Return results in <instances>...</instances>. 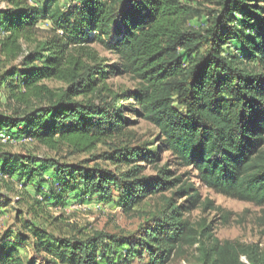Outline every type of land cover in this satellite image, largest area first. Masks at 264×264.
<instances>
[{
  "label": "trees",
  "instance_id": "1",
  "mask_svg": "<svg viewBox=\"0 0 264 264\" xmlns=\"http://www.w3.org/2000/svg\"><path fill=\"white\" fill-rule=\"evenodd\" d=\"M0 1L7 5L0 9V88L8 98V112L0 114V202L7 199L3 186L18 193L49 171L61 188L80 180L105 202L120 192L126 212L164 197L153 225L129 237L63 238L33 228L37 256L55 264H129L145 251L146 264H170L197 246L203 264H264L259 243L221 241L212 224L190 218L218 210L230 222L232 214L204 200L203 189L264 210V0H217L205 29L190 26L202 10L181 0H72L79 5L69 10L57 0ZM43 21L49 30H41ZM113 76L137 86L118 92L109 84ZM128 114L154 125L160 146L114 149L105 158L127 167L121 172L12 154L5 150L10 139L2 141L6 132L56 153L68 146L87 154L133 127ZM167 152L172 161L146 175ZM54 185L45 201L56 199V206L64 191ZM11 247L0 248L2 264H36Z\"/></svg>",
  "mask_w": 264,
  "mask_h": 264
},
{
  "label": "rangeland",
  "instance_id": "2",
  "mask_svg": "<svg viewBox=\"0 0 264 264\" xmlns=\"http://www.w3.org/2000/svg\"><path fill=\"white\" fill-rule=\"evenodd\" d=\"M44 1L29 0L33 6H39ZM181 1L202 10L203 15L190 22V26L196 29H205L208 25L206 12L218 8L216 6L217 0ZM57 3L64 10H69L79 5V1L73 2L72 0H57ZM5 7L7 5L0 1V9ZM40 28L44 31L49 30L50 23L43 21L40 23ZM45 36V34H41V38ZM98 49L101 56L108 57L112 63L116 62L114 56L104 52L100 48ZM1 59L2 57L0 56ZM1 73L2 69L0 68ZM48 84L54 88L60 85L53 82H49ZM109 84L118 92L131 90L137 86V83L129 76H113L110 78ZM7 103L6 92L0 88V114H7ZM122 105L130 108L132 107V102L124 101ZM128 117L134 120L135 125L133 127L129 128L124 135L110 141L107 145L99 146L91 153L80 154L68 146H63L61 152L56 153L41 146L32 139H13L4 132L3 135L8 140L10 139L6 143L5 150L12 154H20L36 159H55L69 166H81L86 169L100 167L104 169L108 168L114 172H121L127 167L124 166L122 169H119L105 158L113 153L114 149L126 146L129 148L157 150L160 146V134L154 125L133 117L131 114H128ZM172 159L171 153L162 154V162H160L159 166L152 165L147 169L145 174L155 175L158 172V168L172 161ZM51 174L52 172L49 171L44 177L36 176L33 184L26 190L19 188L20 191L18 193H8L3 186L2 194L7 196V199L5 203L4 200L0 202V248L8 245L17 246L20 256L23 257L25 262L35 261L36 264H55L47 259L42 260L41 257L35 254L33 249V242L35 240L33 228L42 229L63 238H78L80 237L79 232H82V236L84 237H91L95 234H114L129 237L150 228L153 225L151 220L159 214L164 206V197L158 195L148 197L139 206L135 207L133 211L126 212L120 204V198H124L120 192L115 191L113 193V200L105 202L100 197L86 192L83 187L84 183L80 180L75 184L74 181L67 185L64 184L63 188H61L58 181H53ZM52 185L57 190H61L60 192L64 191L63 201L56 206L53 205L56 204V199L45 201V195H51ZM75 186L79 188L74 189ZM172 194L168 193L165 196L171 197ZM202 194L204 200H211L216 208H223L226 212L232 214V216L230 217V222L225 224L220 219L218 210H197L190 214V218L193 221H205L207 225L212 224L214 235L221 241H240L246 244L259 243L264 249V226L259 225L260 218H264V210L262 208L252 203L228 198L209 189H203ZM36 201L40 202V205H36ZM216 219L217 221H215ZM120 250L119 258H121L123 253L127 252V247L120 248ZM141 252H143L144 257L139 259L138 256H135L130 259L129 264H146L149 255L145 251ZM201 258V251L195 246L186 248L184 255H179L170 264H203ZM0 264H2L1 261ZM120 264L127 263L125 260H120Z\"/></svg>",
  "mask_w": 264,
  "mask_h": 264
},
{
  "label": "built area",
  "instance_id": "3",
  "mask_svg": "<svg viewBox=\"0 0 264 264\" xmlns=\"http://www.w3.org/2000/svg\"><path fill=\"white\" fill-rule=\"evenodd\" d=\"M2 141H3L4 143H6V142L8 141V138L3 137Z\"/></svg>",
  "mask_w": 264,
  "mask_h": 264
}]
</instances>
